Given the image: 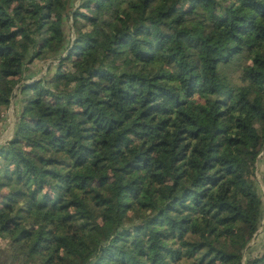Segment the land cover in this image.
<instances>
[{"label": "trees", "instance_id": "obj_1", "mask_svg": "<svg viewBox=\"0 0 264 264\" xmlns=\"http://www.w3.org/2000/svg\"><path fill=\"white\" fill-rule=\"evenodd\" d=\"M74 3L0 0V264H264V0Z\"/></svg>", "mask_w": 264, "mask_h": 264}, {"label": "rangeland", "instance_id": "obj_2", "mask_svg": "<svg viewBox=\"0 0 264 264\" xmlns=\"http://www.w3.org/2000/svg\"><path fill=\"white\" fill-rule=\"evenodd\" d=\"M75 5L78 4V0H75ZM70 20L65 22V29H70ZM51 59V58H50ZM50 59L47 60H36L32 67V72L34 77H40L44 74H49L53 71V65L48 69V64L51 62ZM55 62V61H54ZM15 110L16 103L14 99L11 100L9 105L2 108V119L0 121V142L9 138L12 134L15 120ZM254 183L256 188L263 199V213H264V147L259 154L256 161L254 176ZM262 226H259L257 232L254 234L250 242L248 243V249L251 253L255 254L260 251V242L263 236ZM248 251V252H249ZM248 254L246 253V256Z\"/></svg>", "mask_w": 264, "mask_h": 264}]
</instances>
